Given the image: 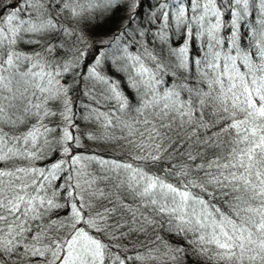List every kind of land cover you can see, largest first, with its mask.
Segmentation results:
<instances>
[{
	"label": "snow or ice",
	"instance_id": "obj_1",
	"mask_svg": "<svg viewBox=\"0 0 264 264\" xmlns=\"http://www.w3.org/2000/svg\"><path fill=\"white\" fill-rule=\"evenodd\" d=\"M144 8L0 2V264H264V0Z\"/></svg>",
	"mask_w": 264,
	"mask_h": 264
},
{
	"label": "rangeland",
	"instance_id": "obj_2",
	"mask_svg": "<svg viewBox=\"0 0 264 264\" xmlns=\"http://www.w3.org/2000/svg\"><path fill=\"white\" fill-rule=\"evenodd\" d=\"M0 2H2V0H0ZM150 2H154V0H151ZM144 11L145 12H147L148 11V7H146L145 9H144ZM90 147H91V145H90ZM99 151H104L105 149L104 148H100V149H98Z\"/></svg>",
	"mask_w": 264,
	"mask_h": 264
},
{
	"label": "trees",
	"instance_id": "obj_3",
	"mask_svg": "<svg viewBox=\"0 0 264 264\" xmlns=\"http://www.w3.org/2000/svg\"><path fill=\"white\" fill-rule=\"evenodd\" d=\"M151 0H145V8L148 7V3L150 2ZM144 8V9H145Z\"/></svg>",
	"mask_w": 264,
	"mask_h": 264
}]
</instances>
